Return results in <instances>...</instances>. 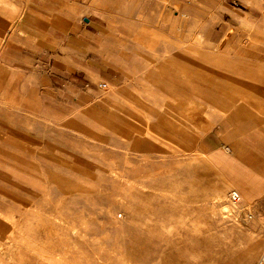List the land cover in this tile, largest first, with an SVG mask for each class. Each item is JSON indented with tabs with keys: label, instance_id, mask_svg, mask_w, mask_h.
I'll return each instance as SVG.
<instances>
[{
	"label": "rangeland",
	"instance_id": "rangeland-1",
	"mask_svg": "<svg viewBox=\"0 0 264 264\" xmlns=\"http://www.w3.org/2000/svg\"><path fill=\"white\" fill-rule=\"evenodd\" d=\"M170 1L0 0V264H264V0Z\"/></svg>",
	"mask_w": 264,
	"mask_h": 264
},
{
	"label": "crops",
	"instance_id": "crops-1",
	"mask_svg": "<svg viewBox=\"0 0 264 264\" xmlns=\"http://www.w3.org/2000/svg\"><path fill=\"white\" fill-rule=\"evenodd\" d=\"M179 3H181L180 5H182V3H184V2H182V1H179V0H171L170 1V4H172V5H175V6H178L179 5ZM94 12H95V10H94ZM90 13H92V12H90ZM53 14H56V13H52V18H51V24H52V26H50V30H49V32H50V34L55 30V32H56V30H59L60 29V26L58 27V23H59V21H61L62 22V24L63 25H65L64 26V28H68L67 26H66V24H68V23H70V22H72V21H74L75 19H72V18H70L69 16H66V15H61V16H56L57 17V19H58V23L57 22H55V21H53V17H54V15ZM176 14H178L177 13V11H174V15H176ZM56 15H58V14H56ZM7 20H8V22H9V24H10V22H11V20H10V14L8 13V16L7 15H2V17H1V21L5 24L6 22H7ZM86 20H88V18H86ZM23 20H21V22H22ZM25 21H26V18H25ZM20 22V23H21ZM55 23V25H53ZM26 25H27V22L25 23ZM57 24V25H56ZM62 25V26H63ZM73 25V24H72ZM71 25V27H70V29H72V26ZM36 30H38V32H37V35L40 37V36H43V33H45L46 34V32H44V29H43V24H42V27H36L35 28ZM65 29V30H66ZM8 32H10V29L8 30ZM20 33H21V30H20ZM25 33H27L26 31H24V34ZM180 36L181 35H183V33H181V32H179L178 33ZM9 35V34H8ZM24 44L26 45V42H24ZM23 44V45H24ZM18 45L19 46H21V42H19L18 43ZM24 45V47L25 48H22V49H19V51H22L23 49H26V46ZM41 48V47H40ZM39 48V49H40ZM179 52H181L182 50H178ZM18 61V60H17ZM23 63H25V60H23ZM18 66H21V65H18ZM10 67V66H9ZM227 102H229V99L227 98ZM228 107H229V105H228ZM225 110H228V109H225ZM223 113V112H222ZM223 114H225V113H223ZM260 135H261V133H260ZM264 136V135H263ZM263 136H256L257 138H260V137H263ZM244 148V155L245 156H247V157H249V159L252 157V158H255V159H257L258 161H257V164H264V142H262V141H258V143H256V142H250V143H247L246 142V144L243 146ZM199 154V157L201 158V160H202V162L208 167V169L209 170H211L213 173H215V175H217L218 177H220V178H222V179H225V180H227L226 179V177L223 175V174H221L219 171H218V169L212 164V162L210 161V160H208L205 156H203L202 154H200V153H198ZM254 162V163H253ZM256 165V163H255V161H252V163L250 162L249 163V167H254ZM239 178V177H238ZM244 178V180L245 179H247V177L246 176H244L243 177ZM249 179H251V177L249 178ZM202 182H204L203 181V179L202 178H199V183H198V187L199 188H201V189H203V187H202ZM229 183H231V182H229ZM237 185H236V190L235 191H237L238 193H239V195L241 196V194H243V195H246V196H252V195H254L253 193H252V191H251V189L250 188H248L247 186H245V185H239L238 183H236ZM203 191H206V189L204 190L203 189ZM231 191H233V190H231ZM230 191V192H231ZM220 192V193H219ZM216 193H219V194H216ZM241 193V194H240ZM212 196H213V199H214V197H216V196H221V198H222V191H219V190H216V189H214L213 190V192H212ZM231 200V199H230ZM232 201V200H231ZM230 208L228 207V205H225V206H223L222 207V209H221V212L222 213H224V216H226L225 215V213L226 212H230V210H232V214H233V212L235 213V218H238V219H240V220H238V222H240L241 224H244L243 223V220H246V224H244V225H248V226H250L249 224L251 223V219H252V216H250V215H248L247 217H243V218H239V215H238V212H240L239 210H238V207H237V205H236V203H230ZM250 206H251V208H254L255 207V203L253 202L252 204H250ZM128 214V213H127ZM127 214L125 213L124 214V216H120V218H121V220L119 221V222H116V223H122V222H124V220H125V217H127ZM124 217V218H123ZM173 224V223H172ZM172 224H170L169 226H167V229H170V230H172L171 228H179V229H181L182 228V230L183 229H187L188 228V224H186V222H184V224L181 222V221H179V224L178 225H175V227H174V225H172ZM175 224V223H174ZM184 227V228H183ZM199 227H201L202 228V231L200 230V233H199V236L201 237V240L202 241H205V238L206 237H204L203 236V227L201 226V225H199ZM175 231V230H174ZM172 232H173V230H172ZM168 236L170 237V236H172V233L171 232H169L168 233ZM181 243V242H180ZM182 244V243H181ZM180 244V245H181ZM169 250L167 251V255H171L172 253H173V251H172V249H173V245H172V242H170V244H169ZM186 251L188 252V249H187V247H186ZM166 255V256H167ZM167 257V262L169 263V264H171L172 262L170 261L171 259H170V257ZM170 261V262H169ZM201 262H202V258H201V260H200V264H201Z\"/></svg>",
	"mask_w": 264,
	"mask_h": 264
},
{
	"label": "built area",
	"instance_id": "built-area-1",
	"mask_svg": "<svg viewBox=\"0 0 264 264\" xmlns=\"http://www.w3.org/2000/svg\"><path fill=\"white\" fill-rule=\"evenodd\" d=\"M100 87L106 88L107 84L106 83H101ZM230 197H231V200L234 203H236V204L240 203V201H241V196L239 195V193L237 191H231L230 192ZM243 223L246 224V220H243Z\"/></svg>",
	"mask_w": 264,
	"mask_h": 264
},
{
	"label": "bare ground",
	"instance_id": "bare-ground-1",
	"mask_svg": "<svg viewBox=\"0 0 264 264\" xmlns=\"http://www.w3.org/2000/svg\"><path fill=\"white\" fill-rule=\"evenodd\" d=\"M233 191H235V190H233ZM233 202V201H232ZM234 203V202H233Z\"/></svg>",
	"mask_w": 264,
	"mask_h": 264
}]
</instances>
